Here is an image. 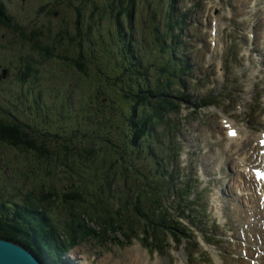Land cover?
<instances>
[{"label":"rangeland","instance_id":"obj_1","mask_svg":"<svg viewBox=\"0 0 264 264\" xmlns=\"http://www.w3.org/2000/svg\"><path fill=\"white\" fill-rule=\"evenodd\" d=\"M161 1L164 2V0H149L147 4L145 2L144 6L138 7L142 18L151 17L153 23L147 25L140 18L141 22H138V12L136 25L139 31L132 27V23H124L125 27L130 29L128 33L134 38L136 44L138 41L137 48H135L137 54L139 52L144 57L150 56L151 60L160 55V48L154 49L156 41L163 38L165 41L173 35L179 36L180 34L178 27L173 29L164 22L165 11L160 13L158 10ZM240 1L244 5L239 8L236 0H176L175 6L180 11V15L184 11L187 14L183 25L184 30L181 29L182 35L176 38L177 41H183L184 46L179 43L175 47L176 59L182 56V58L180 57L181 62L185 61L186 66L190 68V70L182 72L180 80L185 85V87L182 86V89L189 88L186 92L193 96L192 100L198 97L202 98L203 104L196 110L193 105L197 102L195 100L194 103L193 101L183 103L182 115L167 113V117L176 122L168 138L170 141L173 138V147L177 149L179 146L181 147V156L176 159L178 171L179 168L181 171L179 174L172 171L174 177L177 174L180 177L184 174L187 176L185 178L188 180L185 182L188 181V184L181 183L185 189V191L182 190V206H190L189 202H192L189 210L201 217L196 219V226L202 227L209 233L206 239L212 241L211 249L213 251L207 252L210 245L206 244L203 235L198 231H196L197 238L194 241H192V235H186L188 241L172 240L168 247L159 245L161 247L159 252L141 247L147 252L150 260H159L160 264H249V260L244 259L243 252L247 249H250L251 255L255 252L251 250L254 244L252 230L249 226L254 217L249 212L244 194L236 193V188L245 192L242 184L246 181V178L241 174L242 168L237 155L250 150L254 138L260 129H264V117L261 116L259 108L264 102V64L263 66L259 65L256 58L251 56L261 47L258 25L262 22L257 20L259 16L250 12L248 1ZM118 2L120 0H70V6L80 9L81 31L79 33L75 29L73 30L74 19L69 10L65 9L64 12L67 18H65L66 28L64 27L65 23L57 21L58 19L49 16L50 20H48L44 12H37L40 7H44V9L47 5L46 8L50 7L51 0H0V6L5 13L3 16H6L8 20L6 23L0 20V112L7 117L12 115L25 120H36L35 116L29 115L31 113L28 110L29 105L20 102L14 95V91L18 90L21 85L41 90L40 96L48 105L57 102L59 98H62L63 102L66 99L65 104L60 107L64 114L62 118L58 120L61 116L55 117L51 120V124L49 121H45V124L39 121L37 124L39 127H57V122L62 121L65 127L73 129L74 126L77 127L76 122L85 120L84 131L92 127L99 132L102 129L100 128L102 124L96 123L95 120L103 116L105 108L103 109L102 104L98 103L96 96L99 92H103L102 88L110 82L115 74L113 66L107 62L109 50L114 49L115 46L109 43V36L106 33L112 32L114 28ZM147 9H150L149 13L152 15L146 14ZM226 12H230L232 18L238 16L235 19L238 24H234L233 19L227 22ZM60 20L64 21V19ZM176 20L179 21V19ZM214 21H216L215 24H211ZM179 27L182 28V25ZM36 28L40 33L38 38L43 41L40 47L51 51L49 54H52L49 57L45 56L46 60L43 61L41 67L36 65V60L42 58L41 52H34L38 48L33 47L35 43H39L38 33L32 34ZM65 29H67V34ZM213 29L215 32L217 31L216 37L211 34ZM250 29L256 31V40L248 47L250 52L244 54L241 49L248 46L245 34ZM150 31L154 34L157 33V36L151 35ZM21 33H29L32 37L27 34L30 37L27 39ZM232 35L234 38L230 43L229 36ZM141 45L144 50L140 47ZM118 48L116 46V49ZM238 52L242 57L238 56ZM161 58L163 60V57L160 56V60ZM82 62L86 67L85 72L77 67ZM248 62H250V67L245 65ZM260 66L261 68H259ZM27 68L31 70L27 71ZM150 69V72L153 73L155 68L151 66ZM32 73L40 74L38 81H33ZM170 78L176 80V78ZM170 78L164 77L163 79L167 82L171 80ZM176 86L178 85H171L170 88L173 89ZM33 94L35 93L33 92ZM98 111H102V113L95 114ZM91 116H93L92 119ZM224 116L233 120L234 126L241 127L248 134V138L239 148L236 144H231L230 149L225 146L228 141L220 135L225 132L223 122L220 121ZM160 131V137H163L164 132ZM163 140L167 141V137L164 136L160 142V146L166 148ZM153 143L156 144V141ZM4 148L0 145V150H4L2 153L8 158L10 166L5 167L2 172L0 167V183L7 190L12 189L13 186H23L24 184L32 188H39L42 183L46 186L55 183L58 189H62L70 183L62 176L45 173L43 168H52V160L37 158L25 150L13 147ZM154 149L156 152L162 151L157 145ZM233 165V171L237 173L234 180L230 176ZM129 183L134 190L142 187L141 183L137 185L132 183V179L128 180L126 185ZM122 185L123 179H120L118 186L122 188ZM131 186L129 189H132ZM189 190L196 191L198 193L196 197L190 195ZM217 190L219 191L216 195ZM131 191L133 192V190ZM23 193L24 191L21 194ZM215 195L216 197L212 201L214 207L208 205L209 199ZM36 198L44 202L47 201L54 208V204H56V214L61 218L66 215L70 216L71 212L84 217L85 213L89 212L92 216L95 214L102 219L105 226L109 219L114 225L120 218H116L115 214H113L114 217H110L111 208L115 209L117 206L116 197L114 201H107L101 205L102 207L94 208L88 207L85 198L65 197L62 196V193L55 196L42 194L37 195ZM233 198H236L237 203L242 205L241 210L234 205L236 203ZM179 202L180 196L175 200L177 205ZM72 207L78 208L79 212H75L71 209ZM203 207L205 210H202ZM216 207L221 210L224 216L220 220L221 224L215 216L214 208ZM59 209L61 213L58 212ZM72 217L75 218V216ZM124 217V222L128 225L136 219L134 216ZM204 219L207 220V223ZM90 220L89 218L88 221ZM88 221L85 220L89 231L94 230L96 234L103 235V230L99 228L98 222ZM202 222L204 223L202 224ZM240 227L246 230L248 240L245 241V246L238 235ZM135 229L144 231V226L138 224ZM226 230L232 232L233 242L227 240ZM89 235L88 240L70 251L69 256L72 259H69V263L128 264L129 258H132L134 247L140 245L137 239H133L129 243L121 237L119 239L121 243H118L115 240H105ZM196 240H198V247L193 250ZM134 257L133 254V260Z\"/></svg>","mask_w":264,"mask_h":264},{"label":"trees","instance_id":"obj_2","mask_svg":"<svg viewBox=\"0 0 264 264\" xmlns=\"http://www.w3.org/2000/svg\"><path fill=\"white\" fill-rule=\"evenodd\" d=\"M3 14L0 6V17ZM113 27L109 43L115 48L108 49L107 62L113 66L115 74L102 88L103 92L96 96L98 103L105 108L103 116L95 120L102 124L99 132L92 127L84 131L85 120L76 122L77 127L73 129H68L64 123L51 129L54 131L49 127H39L37 124L40 120L49 121L47 118L54 119L58 113L62 116L59 110L47 107L44 100H37L33 104L32 115L37 117L36 120L7 117L0 112V145L4 149L11 146L31 152L37 158L52 160V168H43L45 173L62 176L70 182L62 189H58L55 183L47 186L42 183L39 188L24 184L9 190L0 183V238L31 247L40 257L48 259L49 264H63L67 251L75 243L88 238L90 232L85 220L90 218L93 221L94 216L87 212L84 218L71 212V217H58L54 209L36 198L37 195L55 196L62 193L65 197L85 198L89 208L102 207L112 197L111 186L118 181V177L134 174L146 184L137 197L149 195L156 205L150 207L146 204L147 199H144L139 207L141 215L155 217L163 197L162 185L150 181V175H162L167 169L165 155L153 152L149 146L151 136H159L157 125L169 110L172 100L160 92L164 87L163 80L151 79L146 66L142 67L143 59H136V49H131L130 43L127 44L121 25L114 22ZM116 46L119 48L116 49ZM175 47L174 43L160 46L161 53L168 54V59L164 58V64L160 67L161 73H174L177 70ZM156 63L159 64L158 61ZM36 65L41 66V61ZM21 89L19 96L26 97L34 88L25 92ZM38 94L36 96L40 98ZM21 97L19 99L23 100ZM46 111H49V115ZM101 113L98 111L95 114ZM3 151L0 150L1 172L9 165ZM6 186L11 188L8 184ZM71 209L79 212L78 208ZM160 220L165 221L164 218Z\"/></svg>","mask_w":264,"mask_h":264},{"label":"bare ground","instance_id":"obj_3","mask_svg":"<svg viewBox=\"0 0 264 264\" xmlns=\"http://www.w3.org/2000/svg\"><path fill=\"white\" fill-rule=\"evenodd\" d=\"M261 54H262V57L264 58V53H261ZM22 112H23V110H22ZM245 137H246V134L241 129H237V135L234 138H230V140L231 141H237V143L241 146ZM256 151L258 152L259 148ZM247 154H249V153H247ZM258 154H259V152L256 154V160H257V158H259ZM251 157H252L251 155H248V156L242 155L240 157L241 163L244 164V167H243L244 172L247 169L248 165H250V164H251L252 168L255 167L253 165H254L256 160H253ZM246 175H248V173H246ZM260 186H262L261 183H256V182L249 180V187H248L249 191H247V192L249 194V198L251 199L250 206H249L250 207L249 212L251 213V216L254 217V221L251 223V228L255 232L256 236L257 235L259 236L258 239L262 242V245H263V243H264V231H263L264 230V207H262L261 206L262 204L260 202H258L260 199L259 196L257 194H255L254 192L253 193L251 192L252 187L255 188V187H260ZM133 254H135L137 256L136 261L133 260ZM254 257H256L254 259L258 262V264H264L263 252L258 253V255L254 256ZM128 264H160V261L159 260H157V261L150 260L148 254L145 252V250H143L139 245H137L133 249L132 258L131 257L129 258Z\"/></svg>","mask_w":264,"mask_h":264},{"label":"flooded vegetation","instance_id":"obj_4","mask_svg":"<svg viewBox=\"0 0 264 264\" xmlns=\"http://www.w3.org/2000/svg\"><path fill=\"white\" fill-rule=\"evenodd\" d=\"M9 1V0H8ZM45 1V0H44ZM52 1V5L48 8L45 7H40L38 9V13H42L44 12L45 16H47V19H49V16H51L52 18H56L58 19L57 21H61L62 23H65V28L67 26V22H66V17H65V9L66 10H69L72 15H73V22H74V27H73V30L75 29L77 32L80 33L81 31V21H80V16H79V11L80 9L78 10L76 7L74 6H70V0H51ZM137 0H120V2L118 3V6H117V9H118V12H117V15H116V18H117V21H122L125 16L127 17L129 14H131V18H133V15L136 13V10H137V7L136 6V2ZM49 2V1H47ZM76 12V13H75ZM77 15V16H76ZM64 16V18H63ZM66 18V19H65ZM60 19H64V21L60 20ZM0 20H2L3 22H8L6 16H3V17H0ZM121 24V23H120ZM65 32L67 34V29H65ZM38 33V29L36 28L35 30L32 31V34H37ZM23 34L27 39H30V37H32L31 34L29 33H21ZM40 35V33H38L37 35V40L39 43H35L33 45L34 48H38V50H35L34 52H40V51H45L43 47H40L41 43L43 42L41 39L38 38V36ZM57 37V36H56ZM46 40H48V38H46ZM65 42V41H64ZM36 45V46H35ZM46 46V45H44ZM39 49H41L39 51Z\"/></svg>","mask_w":264,"mask_h":264},{"label":"water","instance_id":"obj_5","mask_svg":"<svg viewBox=\"0 0 264 264\" xmlns=\"http://www.w3.org/2000/svg\"><path fill=\"white\" fill-rule=\"evenodd\" d=\"M0 264H43L38 256L24 245L0 238Z\"/></svg>","mask_w":264,"mask_h":264}]
</instances>
